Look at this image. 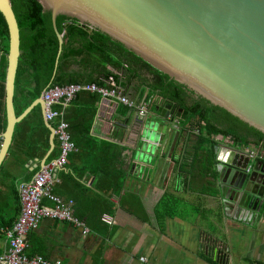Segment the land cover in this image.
<instances>
[{"label":"crops","instance_id":"0c3cea01","mask_svg":"<svg viewBox=\"0 0 264 264\" xmlns=\"http://www.w3.org/2000/svg\"><path fill=\"white\" fill-rule=\"evenodd\" d=\"M1 57L0 52V61ZM118 74V79L124 78L122 73ZM140 78L150 80L151 76L141 72ZM141 83V80L131 82L126 92L129 99L146 100L148 90ZM3 92L2 99L0 82V138L6 127ZM148 99L153 106L167 105L155 95ZM96 107L91 135L124 148L120 154L126 171L122 186L113 192L107 188L108 183H98L101 191L94 190L96 178L79 170L86 159L85 152L79 158L73 157L52 175L51 192L74 200L72 210L78 201L79 212L83 214L78 219L90 232L83 236L80 229L69 223L41 220L26 236V255L37 254L49 261L59 260L61 264H264V212L247 224L234 220L232 214L225 215L219 190L214 181L209 183L211 179L201 156L193 169L179 170L180 164L188 165L193 159V140L197 136L193 131L197 129L191 130L187 137L182 136L179 118L164 123L160 115L149 110L145 121L167 124L161 130L163 139L150 145L139 137L142 126L133 112L127 109L122 116L117 111L119 103L100 97ZM175 133L178 137L172 147ZM211 138L215 145H226L244 153L245 147H253L220 134ZM10 146L0 165V253L7 247L3 230L10 228L19 214L18 186L30 180L33 175L28 173L32 169H39V160L24 161ZM140 154H146V160H140ZM161 162L160 175L154 179ZM70 168L80 174V184L91 194L83 196L77 183L62 182L60 175ZM41 203L50 205L46 199ZM98 208L104 210L99 218ZM101 216L108 217L109 223L102 222ZM206 245L220 250L219 258L214 251L205 250Z\"/></svg>","mask_w":264,"mask_h":264},{"label":"water","instance_id":"95a60500","mask_svg":"<svg viewBox=\"0 0 264 264\" xmlns=\"http://www.w3.org/2000/svg\"><path fill=\"white\" fill-rule=\"evenodd\" d=\"M45 37L58 39L61 24L71 21L120 43L157 72L169 76L194 98L218 107L264 136V0H36ZM8 32L4 78L6 127L0 138V165L10 146L15 125L38 106L40 95L17 117L14 82L20 56L18 24L10 0H0ZM152 110L168 122L172 105ZM48 148L54 147L51 126L44 122ZM146 143L161 141L167 124L140 119ZM178 133H175L172 147ZM238 146V144H237ZM212 181L219 190L225 215L249 223L264 212V158H248L229 146H214ZM139 159L146 160L140 154ZM158 164L154 179L160 175ZM213 251V250H212Z\"/></svg>","mask_w":264,"mask_h":264},{"label":"trees","instance_id":"16d2710c","mask_svg":"<svg viewBox=\"0 0 264 264\" xmlns=\"http://www.w3.org/2000/svg\"><path fill=\"white\" fill-rule=\"evenodd\" d=\"M19 29L20 56L14 82L13 106L18 117L23 110L40 93L52 86L64 87L70 84H95L101 86L109 75L108 69L122 73L124 78L117 79L127 92L134 80H141L140 86L148 90L146 96H157L163 104L172 105V118H179L182 136L187 137L191 130L197 129L199 135L193 140V159L190 164L179 165V170L185 167L194 168L197 158L204 159V170L210 176L215 165L214 146L212 135L220 134L234 139L242 144H252L259 150L260 157L264 158V136L247 127L226 111L210 105L203 99H190V93L174 82L168 75L157 72L149 65L128 52L120 43L109 37L91 30L85 25L76 22L64 21L61 24V53L56 63L59 43L58 39L45 37L39 18L40 6L36 0H10ZM0 82L3 99L4 78L6 70V56L8 52V32L4 18L0 13ZM141 72L151 76L150 80L140 78ZM86 99V101H83ZM99 96L88 92L80 93L64 109V118L68 123L69 132L76 151L69 154L66 164L72 158H79L84 153L83 166L79 169L82 174H90L96 178L94 190L101 191L98 183H108L107 188L113 192L120 190L126 171L121 160L122 146L97 139L91 135L93 120L96 114V104ZM152 103L149 110L152 111ZM76 108V110H73ZM72 109V110H71ZM118 114L125 116L127 108L121 104ZM72 114L73 118H70ZM48 131L43 126L38 106L15 125L10 150L19 153L24 161L40 160L48 148ZM184 149L183 147L181 148ZM186 150V149H185ZM184 150V151H185ZM200 153V154H199ZM58 142L54 139L52 148L46 161L57 157ZM177 164V162H176ZM38 167L28 173L34 175ZM74 169L62 172L60 178L65 183H77L81 195L91 194V191L82 186L80 174L73 173ZM82 187V188H81ZM57 195V194H56ZM74 201V200H73ZM73 215L81 219L79 203L75 201ZM97 209V218L102 214Z\"/></svg>","mask_w":264,"mask_h":264},{"label":"built area","instance_id":"2783aa9c","mask_svg":"<svg viewBox=\"0 0 264 264\" xmlns=\"http://www.w3.org/2000/svg\"><path fill=\"white\" fill-rule=\"evenodd\" d=\"M108 73L109 75L101 86L95 84L52 86L40 93V99L43 103L42 120L52 128L54 139L58 142V154L57 157L40 167L29 181L18 186L20 210L13 225L3 230L7 247L0 253V264H61L59 260L49 261L37 254L26 255L24 253L27 234L35 230L41 220L69 223L80 229L83 236L90 232L84 223L73 215V201L63 199L51 192L54 183L52 175L64 168L69 154L76 149L70 137L68 123L64 119L63 108L73 101L78 94L88 92L95 93L101 99L113 100L125 106L129 112H133L136 118L143 119L148 115L149 106L152 103L150 99L141 102L129 99L118 81L119 74L112 69H108ZM59 106L62 108L56 109ZM193 133L198 135L199 132L194 130ZM245 156L253 159L259 158L258 148L255 146L245 147ZM42 199H46L50 205H43ZM100 220L109 223V218L106 216H101ZM206 249L213 250L215 256L219 258L220 250L211 249L207 245Z\"/></svg>","mask_w":264,"mask_h":264},{"label":"flooded vegetation","instance_id":"af4514ba","mask_svg":"<svg viewBox=\"0 0 264 264\" xmlns=\"http://www.w3.org/2000/svg\"><path fill=\"white\" fill-rule=\"evenodd\" d=\"M191 97H193L192 95H190V99H191ZM238 145H240V144H238Z\"/></svg>","mask_w":264,"mask_h":264},{"label":"rangeland","instance_id":"374dc122","mask_svg":"<svg viewBox=\"0 0 264 264\" xmlns=\"http://www.w3.org/2000/svg\"><path fill=\"white\" fill-rule=\"evenodd\" d=\"M191 99H194V97H192ZM256 147V146H255Z\"/></svg>","mask_w":264,"mask_h":264}]
</instances>
